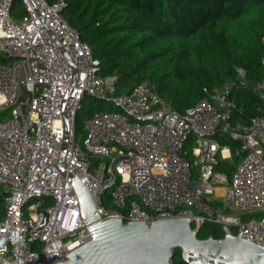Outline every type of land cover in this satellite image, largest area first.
Here are the masks:
<instances>
[{"label":"built area","instance_id":"built-area-1","mask_svg":"<svg viewBox=\"0 0 264 264\" xmlns=\"http://www.w3.org/2000/svg\"><path fill=\"white\" fill-rule=\"evenodd\" d=\"M65 5L0 0V264H57L91 240L56 167L65 121L67 169L86 180L101 219L189 216L193 228L211 222L233 236L241 228L242 239L264 247V113L244 114L232 94L248 85L244 71L184 111L149 81L116 93L118 75L98 73ZM250 87L264 100V75ZM84 96L119 111L88 116L79 142Z\"/></svg>","mask_w":264,"mask_h":264},{"label":"trees","instance_id":"trees-1","mask_svg":"<svg viewBox=\"0 0 264 264\" xmlns=\"http://www.w3.org/2000/svg\"><path fill=\"white\" fill-rule=\"evenodd\" d=\"M63 15L99 59L98 73L117 74L116 93L151 82L174 109L184 111L235 76L248 82L232 94L244 114L264 113V100L251 84L264 75V0H65ZM16 14L23 13L17 3ZM6 57L0 53V61ZM114 110L84 96L76 131L96 111ZM1 118V116H0ZM231 146L236 142L229 141ZM230 173L231 167L220 165ZM0 187V216L4 214ZM106 206L110 204L107 202ZM222 238L219 224L205 222L197 237ZM174 264H187L179 249Z\"/></svg>","mask_w":264,"mask_h":264},{"label":"water","instance_id":"water-1","mask_svg":"<svg viewBox=\"0 0 264 264\" xmlns=\"http://www.w3.org/2000/svg\"><path fill=\"white\" fill-rule=\"evenodd\" d=\"M64 137L56 167L66 176L79 201L81 218L91 240L57 261V264H174L179 249L187 264H264V247L242 239L240 234L216 239L197 237L189 216L157 218L150 222L111 217L101 219L89 196L86 180L67 169Z\"/></svg>","mask_w":264,"mask_h":264},{"label":"rangeland","instance_id":"rangeland-1","mask_svg":"<svg viewBox=\"0 0 264 264\" xmlns=\"http://www.w3.org/2000/svg\"><path fill=\"white\" fill-rule=\"evenodd\" d=\"M108 104V103H107ZM110 105V104H109ZM111 107H113L112 105H110ZM114 108V107H113ZM84 134H85V131H84V129H83V132H80V131H77V133H76V135H77V140L79 141V142H81L82 141V137L84 136Z\"/></svg>","mask_w":264,"mask_h":264}]
</instances>
